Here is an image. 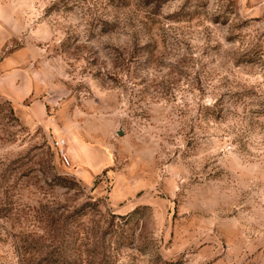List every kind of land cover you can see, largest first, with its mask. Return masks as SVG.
<instances>
[{"label":"rangeland","instance_id":"rangeland-1","mask_svg":"<svg viewBox=\"0 0 264 264\" xmlns=\"http://www.w3.org/2000/svg\"><path fill=\"white\" fill-rule=\"evenodd\" d=\"M7 72L0 264H264V0H0Z\"/></svg>","mask_w":264,"mask_h":264},{"label":"crops","instance_id":"crops-1","mask_svg":"<svg viewBox=\"0 0 264 264\" xmlns=\"http://www.w3.org/2000/svg\"><path fill=\"white\" fill-rule=\"evenodd\" d=\"M17 75H12L11 72L0 74V91L8 97L12 102L18 103L29 95L33 94L32 83L23 84V87L17 88L16 78ZM29 78V77H28Z\"/></svg>","mask_w":264,"mask_h":264},{"label":"built area","instance_id":"built-area-1","mask_svg":"<svg viewBox=\"0 0 264 264\" xmlns=\"http://www.w3.org/2000/svg\"><path fill=\"white\" fill-rule=\"evenodd\" d=\"M56 150H57V156L60 158L63 165L68 166L69 165V158L66 151V143L64 139L57 140L55 142Z\"/></svg>","mask_w":264,"mask_h":264},{"label":"water","instance_id":"water-1","mask_svg":"<svg viewBox=\"0 0 264 264\" xmlns=\"http://www.w3.org/2000/svg\"><path fill=\"white\" fill-rule=\"evenodd\" d=\"M119 135H121V132H119Z\"/></svg>","mask_w":264,"mask_h":264}]
</instances>
